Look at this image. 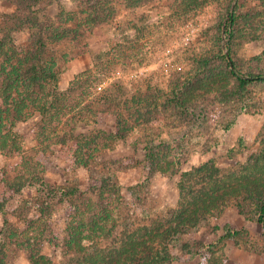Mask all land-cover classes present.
<instances>
[{
    "label": "rangeland",
    "instance_id": "374dc122",
    "mask_svg": "<svg viewBox=\"0 0 264 264\" xmlns=\"http://www.w3.org/2000/svg\"><path fill=\"white\" fill-rule=\"evenodd\" d=\"M119 1H113V18L85 30L74 23H82L81 14L68 22V14L78 10L80 0H0V30L4 15L30 13L43 25L56 26V35L64 28L77 30L86 43L83 47L69 34L58 47L66 67L59 87L74 90L64 102L73 105V112L61 122L50 112L18 124L16 148L21 152L13 156L0 152V197L2 190L9 193L7 184L27 180L21 193L7 204L0 198V238L4 232L11 237L5 242V252L12 251L8 264H30L21 239L13 235L25 231L41 213L34 227L44 231L47 241L39 254L51 257L53 264H74L81 256L64 257L62 248L53 251L51 240L55 234L66 235V229L79 218V209L89 218L112 203L113 236L105 245L114 248L120 234L150 228L176 215L181 208L182 185L188 200L202 191L225 187L233 188L240 198L230 197L221 215L185 233L171 248V257L178 259L169 264H264L262 212L248 200L252 191L245 190L251 182L264 183V82L238 88L219 62L217 42L221 35L222 53L230 56L231 47L241 72L263 75L264 18L260 20L257 14L264 12V2L239 0V31L232 42L225 18L235 11L238 0H208L199 14L191 17L175 15V0H145L137 7ZM15 21L9 26H15ZM13 38L19 50L33 46L29 25L14 32ZM207 58L212 59L208 69L198 64ZM195 69L202 71L198 76L205 84L209 78L216 80L207 84L213 105L206 110L204 121L181 116L180 107L168 105L173 90L182 87ZM204 73L207 75L202 78ZM114 84L125 90L130 101L142 96L143 105L151 106L147 116L158 117V123H140L137 116L130 117L127 123L139 125L136 131L124 141H116L113 148L95 152L98 160L90 169L78 167L71 158L80 139L97 131H101L100 137L103 131L116 132L115 107L90 104L98 95L113 92ZM219 91L225 99L213 103ZM74 102L79 109L74 108ZM89 109L91 117L76 127L71 116L81 118ZM121 112L126 118L128 113ZM154 139L169 146L159 151L165 173L151 172L146 159L144 144ZM61 186L76 187L79 193L62 197L49 192ZM260 193L264 194V188ZM229 232L233 237L225 240Z\"/></svg>",
    "mask_w": 264,
    "mask_h": 264
},
{
    "label": "trees",
    "instance_id": "16d2710c",
    "mask_svg": "<svg viewBox=\"0 0 264 264\" xmlns=\"http://www.w3.org/2000/svg\"><path fill=\"white\" fill-rule=\"evenodd\" d=\"M40 1L38 0V2ZM113 1L80 0L78 10L68 14V22L76 20L77 16L81 14L83 16L82 23L78 20L74 21V23H79L80 27L90 30L94 26L113 18L114 13H116L115 2ZM144 1L122 0V2H119L127 7H137ZM207 1L175 0L174 13L176 16L191 17V14H199V11ZM255 1H260L262 4L264 2V0ZM231 2L233 0H230ZM239 3L240 1L238 0L235 11L225 18L227 19L226 26L229 30L231 29L230 37L232 42L239 31L237 26L240 16L236 12V8L241 7ZM230 6L229 4L228 13ZM257 16L262 20L264 12L262 14L258 13ZM257 16L253 19L256 20ZM4 17L1 21L3 28L0 30L2 35L0 39V152L9 153V155L13 156V154L21 152L20 149L16 148V142L20 140V135L17 132L18 124L27 122L37 115L45 117L50 112H54L52 118L61 122L68 114L73 112L71 111L73 110V105L71 107L64 102L69 99L74 90L63 91L59 87L61 76L64 74L66 67L61 61L62 56L58 55L60 51L58 47L61 48L60 45L69 38V34L73 36V41H78L83 47L86 46V43L77 30L64 28L62 34L57 33L58 35H56L55 32L58 29L56 26L51 23L45 26L40 22L39 17H35L30 13L19 17L14 13L4 15ZM14 19L16 20V25L10 27L9 24ZM223 22L222 20L221 27ZM25 25H29V29L32 31L33 46L19 50L14 43L13 33L23 29ZM217 42L219 62L226 66L230 77L236 82L238 88L244 89L249 84L264 82V74L246 75L240 71L233 58L231 47L229 48L230 56L222 53L221 35L218 36ZM211 62L212 59L209 58L200 59L198 64L208 69ZM201 72L200 69L191 71L187 82L182 87H177L173 90L174 97L168 105L173 108L180 107L181 116L185 114L199 121H204L208 117L206 110L213 105L210 104L211 97L208 95L210 91L207 84L216 80L209 78L205 84L204 79L202 80L198 76ZM203 75L204 77L202 76V78H205L207 74L204 73ZM183 88L184 92H182ZM218 94L217 97H213V100H215L213 103L225 99L221 98L222 96L220 97L221 91ZM130 100L126 96L125 90L121 86L114 84L113 92L100 94L90 103L93 106L97 103L108 109L115 107L116 132L115 134H106L103 131V137H100L101 131H97L89 135V137L80 139V142L74 147V155L71 158V162L78 167L90 169L98 160L95 152L101 153L113 148L112 145L116 141H124L131 132L136 131L139 125L127 123V120L132 116H137L135 119L140 123H149V121L158 123V117L153 119L147 116V111L151 109V106L143 105L142 96L139 99L134 97L132 101ZM74 103V108L79 109L78 102ZM121 110L128 113L126 118ZM169 110L171 111L172 108ZM90 113L89 109V112L85 113L86 115L84 114L81 118H78V114L71 116L77 121L76 127L79 126L78 122H83L85 119L90 118ZM101 113H103V110H101ZM96 116L98 117V115ZM187 116L186 118H188ZM167 121L169 120L167 119ZM127 132L129 133L127 134ZM167 147H169L168 143L164 141L156 143L155 139L144 144L146 159L151 172L165 173L166 168H161L162 157L159 151L162 149L167 150ZM169 161L171 163L172 159ZM19 182L21 183L20 186ZM19 182L13 181L9 185L7 184L8 189H10L8 194L2 190L0 198L4 205L21 193L27 180L21 178ZM263 184L261 181L251 182L247 184L248 186L245 190L252 191L253 194L248 200L260 208L262 212L261 222L264 225V194L260 193L263 191ZM181 187V208L176 215L166 221L159 220L153 223L150 228L141 227L135 231H128L127 234H125L126 232L120 234V238L117 239L120 242L118 243L117 241L114 248L105 245L108 239L112 238L114 229L110 225L113 218L112 203L108 202L106 207L100 208L97 213L89 218H85L87 216L83 213L84 209L80 210L78 208L79 218L76 223H72L66 229L64 237L57 236L58 234L54 235L51 240V243H53L52 249L55 251L58 248H62L64 257H67V254H78L81 256L80 259L77 257L74 264H169L170 260L171 262L176 261L178 258L171 257V248L175 243L183 240L182 236L185 233L195 231L207 222H211L213 218L221 215L230 197L240 198L236 195V191L233 188L225 187L202 191L195 195L194 198L188 200L186 199L183 185ZM49 192L52 194L59 193L62 197H68L79 193V190L76 187L61 186L50 189ZM41 207L42 205L37 207V210L41 209ZM41 216H43L42 213ZM39 217L31 221L25 231L17 230L14 232L13 237L21 239L19 243H21V247L27 250L30 264H53L54 260L51 257L39 254L40 248L47 241L45 237L43 238L44 231H41V229L36 230L34 227L37 225ZM6 225H8L7 221ZM29 230H32L33 233L31 232L26 238ZM8 234L4 232L0 238V264H8L12 255V251L5 252V249H7L6 237L11 239L10 236H7ZM24 236L26 239L24 238L23 240L22 237ZM231 237L233 235L229 232L224 239L227 240ZM86 242L87 245L84 244Z\"/></svg>",
    "mask_w": 264,
    "mask_h": 264
},
{
    "label": "built area",
    "instance_id": "2783aa9c",
    "mask_svg": "<svg viewBox=\"0 0 264 264\" xmlns=\"http://www.w3.org/2000/svg\"><path fill=\"white\" fill-rule=\"evenodd\" d=\"M170 67L172 68L173 66L171 65Z\"/></svg>",
    "mask_w": 264,
    "mask_h": 264
},
{
    "label": "water",
    "instance_id": "95a60500",
    "mask_svg": "<svg viewBox=\"0 0 264 264\" xmlns=\"http://www.w3.org/2000/svg\"><path fill=\"white\" fill-rule=\"evenodd\" d=\"M227 56H229V54L227 53Z\"/></svg>",
    "mask_w": 264,
    "mask_h": 264
}]
</instances>
